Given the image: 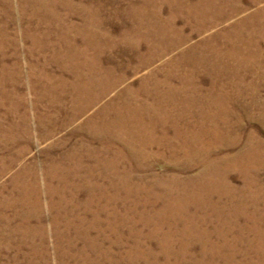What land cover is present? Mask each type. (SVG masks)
Wrapping results in <instances>:
<instances>
[{"label":"rangeland","instance_id":"obj_1","mask_svg":"<svg viewBox=\"0 0 264 264\" xmlns=\"http://www.w3.org/2000/svg\"><path fill=\"white\" fill-rule=\"evenodd\" d=\"M257 2L0 0V264H264V55L251 58L246 31L221 36ZM255 36L264 47V31ZM212 38L221 57L182 72L186 49ZM172 71L177 88L198 78L214 91L197 98L220 96L222 111L194 108L211 133L190 137L193 151L180 139L173 149V134L136 145L107 168L110 182L78 194L86 166L67 150L82 143L74 131L101 106L96 95L122 74L136 86ZM167 89L126 111H159ZM217 124L228 133H212Z\"/></svg>","mask_w":264,"mask_h":264},{"label":"bare ground","instance_id":"obj_2","mask_svg":"<svg viewBox=\"0 0 264 264\" xmlns=\"http://www.w3.org/2000/svg\"><path fill=\"white\" fill-rule=\"evenodd\" d=\"M119 1L125 2V0H119ZM257 1L258 0H252V3L258 4ZM259 1L264 2V0H259ZM241 10H242V8L239 10L238 14H240ZM239 27H240V29H239ZM243 31L247 32V33L246 32L245 33H246V35L248 34L247 36L249 37L250 42L253 43L254 46L256 47L252 50L254 53L250 55L251 58H257V56H259V55H264V47L261 46L260 42L258 41V39L255 36L257 34V32L263 33V31H264V8H262L260 11H255V13L251 14L250 16H247V17L241 19L239 22L236 23L235 26H232L229 31H226L225 34H221V36L224 38L231 37V36H236V37L241 38ZM227 35H229V36H227ZM181 40L182 39H179L180 42H181ZM232 40H230V41L228 40V41L231 42ZM215 43H216V39L212 38L209 41H207V44H205V45H199L196 47L187 48L186 52L182 54L183 58H181V62H183V64L186 67V68L184 67V70H182V72L183 71H188V72L195 71V68L202 66V63L206 62L205 58H207V57L209 58V55L215 54L217 56L220 55V57H221L222 47H221V45L217 47L215 45ZM181 45H182V43H180V46ZM199 49H202L204 51V53L199 54L201 58L198 60L192 59L191 57L192 56L195 57L194 54ZM184 57L186 59H188L185 62L183 60V59H185ZM207 60L209 61L210 59H207ZM109 72H111V71H107L106 73L111 74ZM172 73L170 72L168 75H166V77L164 79L160 80L156 74L151 72V73H149L148 76H145L141 80L142 81L141 83H139L136 86H134L132 84L131 85L126 84V86L122 85V84H124V81L127 80V79H125L126 76H123V74H122L121 77H118V79H116V80H112V82H110V84L107 85V87L105 88L106 92H103L102 94L96 95L97 101L98 102L102 101L101 106L98 107L97 110L92 115H88L85 118V120H83L77 126V128L74 131V134H76L77 137H83L82 143L67 150V152H68L67 156H66L67 158H71V157H74L76 159L79 158L78 162L80 161V164H78V170H80L84 166H86V170L84 172L85 173L84 177L86 176L87 180L85 178H84L85 180H77V181H79V183H77V186H76L78 189V191H77L78 194L80 192L84 191V189H86V188L88 190V187L85 188V186H84L85 182H87V185L90 187L89 184H92V182L94 184H96V183L98 184L99 183L98 179L101 178V176L105 177L103 179L104 181L110 182L109 181L110 177H108V176L112 170L108 174L107 168L112 166L113 163L117 165L118 161H121L122 158L125 159L127 154L130 156L135 155L134 154L135 152L133 150H134L136 145H138L141 148L142 152L145 149H149V147L157 146L156 144H160V145L164 144L163 143L164 140H165L166 144L169 145V143H168L169 142V139H168L169 134H173L174 137L171 138L172 139L171 145H173V149H177V147L179 148L181 146V145L178 146V143H180V142H178V139H180L183 142L182 147L187 146V148H188L189 146L192 147V143L190 142L191 140H189V139H190V137H193V135L196 134V136H197V134H198L199 137H203V136L208 135V133H211L210 131H206V132L203 131V129L209 123L205 124V122L207 120L206 119L203 120L204 115L202 113L198 112V115H199L198 118L193 117L195 115L194 108H197V109H203L204 108V109H208V110L215 108L217 110L219 109L220 111H222L221 105H220V102H221L220 96L216 97L215 99H212V100L209 98H204V99L197 98V95H202L203 94L202 92H204V91L206 94L211 95V93L214 91V88L213 87H206L205 85L201 84L199 82L198 78H196L195 84H193L194 80H193V83H190V82L184 83L183 82L182 87L177 88V85H175V84L173 85V83L171 81L170 82L167 81L168 80L167 77L174 75V74L177 75L176 73H180V71H172ZM175 79H176V77H175ZM196 81H197V83H196ZM145 83L146 84L148 83V84L145 85ZM149 84H151V87H148ZM165 88H168V89H167V94H166L164 99L162 98V99L157 100V98H155V96L153 99V103L158 104L159 111H155L156 108L154 105L153 106V112L152 113L146 112L144 114L145 115L144 118L139 115L140 113L136 114V112H137L136 109H135L136 112L134 111L132 115L128 114L130 111H126L128 109L126 106L127 101L128 102H136L137 105L135 107H138L142 102L150 103L149 105H153L152 101H149L150 100L149 96H151L152 93H155V95H159V92L162 90L165 91ZM177 89H181V92L184 95L183 97L182 96H180V97L174 96L175 92H177ZM109 92L112 93L113 96L111 98H106V100H104V98L108 95ZM167 95H170V96H167ZM86 108L90 109L91 106L86 107ZM160 110H162L163 112H161ZM213 127H214V132H212V133H214V134L218 133L219 135H226V133H228L225 130V127H226L225 124L223 126H221V125L219 126L217 124ZM230 132H232V131H230ZM225 145H227V144H225ZM190 148H188V149L190 150ZM180 149H182V148H180ZM193 150H194V147H192L191 151H193ZM136 151H137V149H136ZM150 151H152V150H150ZM129 152H131L132 154ZM151 154H153V153H151ZM137 155L138 154L136 153V156ZM159 155H160V153H159ZM56 156H58V155H56ZM84 156L86 157L85 159L87 161L82 159V157H84ZM111 169H112V167H111ZM151 170H150V172H151ZM103 173L105 174V176L103 175ZM112 173H114V172H112ZM29 174H31V173H29ZM79 177H81L80 174H79ZM177 178L178 177L174 173L172 176V179L171 178L170 179L173 180L172 181V183H173ZM138 180H140V178ZM144 180H145V177H144ZM152 180H154V179H152ZM152 180L149 182H152ZM120 181H122V180H120ZM159 181H160V179H159ZM161 181H162V179H161Z\"/></svg>","mask_w":264,"mask_h":264}]
</instances>
